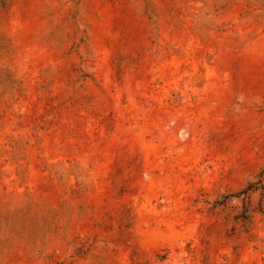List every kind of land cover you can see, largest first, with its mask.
I'll list each match as a JSON object with an SVG mask.
<instances>
[{"label": "rangeland", "instance_id": "1", "mask_svg": "<svg viewBox=\"0 0 264 264\" xmlns=\"http://www.w3.org/2000/svg\"><path fill=\"white\" fill-rule=\"evenodd\" d=\"M0 264H264V0H0Z\"/></svg>", "mask_w": 264, "mask_h": 264}]
</instances>
